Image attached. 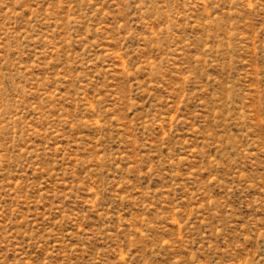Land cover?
I'll return each instance as SVG.
<instances>
[{
    "label": "rangeland",
    "instance_id": "obj_1",
    "mask_svg": "<svg viewBox=\"0 0 264 264\" xmlns=\"http://www.w3.org/2000/svg\"><path fill=\"white\" fill-rule=\"evenodd\" d=\"M0 264H264V0H0Z\"/></svg>",
    "mask_w": 264,
    "mask_h": 264
}]
</instances>
